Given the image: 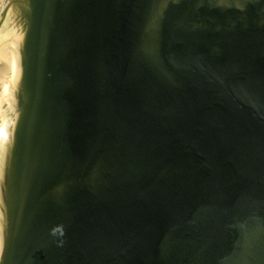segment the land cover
Wrapping results in <instances>:
<instances>
[{"label":"water","instance_id":"obj_1","mask_svg":"<svg viewBox=\"0 0 264 264\" xmlns=\"http://www.w3.org/2000/svg\"><path fill=\"white\" fill-rule=\"evenodd\" d=\"M0 264H264V0H0Z\"/></svg>","mask_w":264,"mask_h":264},{"label":"clouds","instance_id":"obj_2","mask_svg":"<svg viewBox=\"0 0 264 264\" xmlns=\"http://www.w3.org/2000/svg\"><path fill=\"white\" fill-rule=\"evenodd\" d=\"M56 234V230H53V235H55Z\"/></svg>","mask_w":264,"mask_h":264}]
</instances>
